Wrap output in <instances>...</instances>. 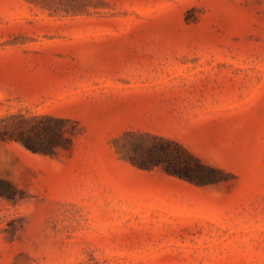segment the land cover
I'll return each instance as SVG.
<instances>
[{
    "label": "rangeland",
    "instance_id": "374dc122",
    "mask_svg": "<svg viewBox=\"0 0 264 264\" xmlns=\"http://www.w3.org/2000/svg\"><path fill=\"white\" fill-rule=\"evenodd\" d=\"M5 132L0 264H264V0H0Z\"/></svg>",
    "mask_w": 264,
    "mask_h": 264
},
{
    "label": "trees",
    "instance_id": "16d2710c",
    "mask_svg": "<svg viewBox=\"0 0 264 264\" xmlns=\"http://www.w3.org/2000/svg\"><path fill=\"white\" fill-rule=\"evenodd\" d=\"M33 129V131L38 132L46 130L45 127L38 125H35ZM6 132L0 133V136L3 138L12 136L7 135L8 133ZM66 132H68L66 129L60 127L57 130V135L53 136V139L50 141L51 143L49 142L46 145L41 143V141H35L34 139L25 137L22 131L18 133V138L30 148L51 150L53 146L58 144L59 138H64L66 140L65 143H62L63 146H67L71 143L72 137L67 135ZM146 134L151 136L154 140L149 149L155 152V154L149 157V159L139 161L138 164L140 166L151 169L155 165H162L166 172L201 185L218 180V177L214 172L219 169L206 164L201 158L178 140L159 134ZM3 185L4 187L2 191H0L1 194L10 195V187H8V185L10 186V183L7 180H3Z\"/></svg>",
    "mask_w": 264,
    "mask_h": 264
}]
</instances>
